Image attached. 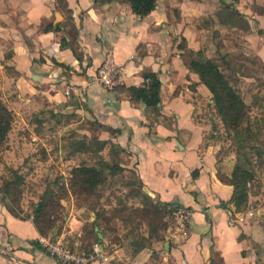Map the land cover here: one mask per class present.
I'll list each match as a JSON object with an SVG mask.
<instances>
[{
	"label": "crops",
	"instance_id": "crops-1",
	"mask_svg": "<svg viewBox=\"0 0 264 264\" xmlns=\"http://www.w3.org/2000/svg\"><path fill=\"white\" fill-rule=\"evenodd\" d=\"M206 3L156 0L154 8L140 16L132 11L129 0H0L4 101L14 103L18 115L41 101L59 107L74 105L75 111L88 113L87 118L96 124L94 137L106 140L104 148H115L113 162L131 175L123 181L129 193L177 203L166 229L150 235L148 223L145 234H139L143 247L137 251L132 250L131 236L126 247L111 244L93 223L94 212L64 213L59 231L71 232L70 243L107 240L110 248H116L112 264H256L251 241L263 238L258 222L262 207L236 211L230 202L233 186L217 176L218 146L204 140L216 121L209 112L211 93L184 59L190 49H201L212 59L205 50L210 41L205 37V23L195 21L210 11ZM108 49L120 76L113 90L94 78ZM151 71L160 81L159 102L148 108L131 87L147 82L144 73ZM68 98L72 100L67 102ZM249 118L250 113L241 126L226 131L235 136L236 158L239 150L246 152L248 138L242 131L251 130ZM254 156L249 154L253 162H262V180L264 151ZM230 157L224 159L228 171L235 163ZM178 206L190 211L183 227L173 218ZM88 234H93V240H88ZM41 236L46 235L38 233L31 217L13 214L0 199V264H69L33 243Z\"/></svg>",
	"mask_w": 264,
	"mask_h": 264
},
{
	"label": "rangeland",
	"instance_id": "rangeland-1",
	"mask_svg": "<svg viewBox=\"0 0 264 264\" xmlns=\"http://www.w3.org/2000/svg\"><path fill=\"white\" fill-rule=\"evenodd\" d=\"M206 2L208 7L205 8L210 11L199 17V20H195L196 23L199 21V25L205 23V37H210V41L206 42L205 46L206 54L220 65L221 70L247 102L250 113L247 125L251 130L242 131L244 138H248L244 142V148L248 157L249 154L260 155L264 151V0H206ZM258 16L260 17L257 18ZM187 53L188 51L185 54ZM3 93L0 89V97ZM1 99L4 101L2 97ZM70 100L72 98H68L67 102ZM4 103L12 112V122L0 152V199L4 194L2 188L4 182L11 181L19 175L21 181L17 184L14 196L7 195L2 200L13 205L19 216L32 217L34 205L45 187L52 184L55 177H61L65 183H68L69 170L72 166L83 162L92 164L96 161L93 153L74 151L72 146V142L78 139L93 142L96 139L94 137L96 124L87 118L90 116L88 113L75 111L74 105L59 107L41 101V104L34 109H30L29 112L25 110L23 114L18 115L14 112V103L5 101ZM212 108L213 105L209 107L210 116L216 121L206 133L204 140L218 146L215 152L218 170L230 173L226 163L224 164V159L226 160L227 155H232L229 161L233 159L234 162L236 161L237 143L234 144L233 134L226 133L220 118ZM256 124L260 126L259 129ZM253 143L259 144L262 151L257 150ZM102 151L103 157L113 162L111 147L103 148ZM259 161L258 159L256 163L252 161L253 178L249 181L248 187L252 202L247 203L246 208L243 209L249 211L262 207L263 211L258 218L262 226L263 238L258 243L251 241L252 251L257 256H255L256 264L257 260L261 263L264 261V190L262 189L264 178L260 179L263 171L262 162ZM130 177L129 173L126 175L123 173V169L115 175H108V180L98 189L101 195L90 197L87 202L71 194L64 196L61 199L63 204L61 213L78 211L81 214V210L84 211L83 214L94 212L88 209V203L94 198L102 206L104 214L112 217L111 223L115 229L108 230V237L116 236L117 244L126 247L129 236L133 238V235L145 234V230L149 227L148 223L152 226L151 222L141 218H136L132 222L124 221L121 213L116 210L126 207L124 213L128 214L130 206L141 204L139 196H133L132 191L129 193L130 188L123 183ZM63 221V218L57 220V226H60L56 228L58 233L64 226ZM87 236L88 240L94 238L93 234ZM111 249L116 250L114 246Z\"/></svg>",
	"mask_w": 264,
	"mask_h": 264
},
{
	"label": "trees",
	"instance_id": "trees-1",
	"mask_svg": "<svg viewBox=\"0 0 264 264\" xmlns=\"http://www.w3.org/2000/svg\"><path fill=\"white\" fill-rule=\"evenodd\" d=\"M129 2L132 11L140 16L148 14L156 4V0H129ZM184 59L188 67L198 74L200 81L210 91L212 105L225 131L241 126L249 114V106L242 99L238 89L227 81L218 65L204 55L201 49H190L185 54ZM144 76L148 78V81L140 86H132L131 91L136 98L141 99L150 108L159 102L160 81L156 73L152 71L144 73ZM11 122L12 112L0 97V152L7 132L11 127ZM106 143V140L98 138L94 139L93 142H87L84 139L72 142L74 151H89L96 157V161L92 164L83 162L72 166L69 170L68 183H65L61 177H55L53 183L45 187L38 202L34 205L31 217L40 235L57 236L56 228H60V226H57V220H62L63 204L61 199L64 196L71 194L87 202L90 197L101 195L98 189L108 180V175L122 172L123 168L120 164L110 162L101 154ZM111 151L114 152L115 148L111 147ZM252 165L253 163L246 152L239 150L230 173H224L217 169L218 178L222 182L233 186L230 202L234 205L236 211L243 210L247 206L249 181L253 178ZM20 181L21 177L19 175L11 181H5L2 186L4 192L2 197L14 196L17 184ZM137 196H139L141 204L130 206L128 214L124 213L125 206V208L116 209L117 212L121 213L120 215L124 221L132 222L136 218H141L146 222H151L152 226L148 230L150 235L157 233L159 229H166L172 223V210L177 206V203H160L146 193L137 194ZM6 206L10 212L18 215L13 205L6 203ZM88 209L94 211L93 223L101 229L104 236L108 237V230L114 231L115 229V226L111 223L112 217L104 214L102 206L94 198L88 203ZM115 237H108L111 244H117ZM142 239L143 237L140 235H133V240L130 242L133 251L143 247ZM33 243L39 244L37 240H33ZM257 264H264V261L261 263L257 260Z\"/></svg>",
	"mask_w": 264,
	"mask_h": 264
},
{
	"label": "built area",
	"instance_id": "built-area-1",
	"mask_svg": "<svg viewBox=\"0 0 264 264\" xmlns=\"http://www.w3.org/2000/svg\"><path fill=\"white\" fill-rule=\"evenodd\" d=\"M94 78L99 85L110 90L119 84V69L111 49L104 52V58L97 67ZM173 218L177 226L183 227L190 219V211L184 206L176 207ZM68 235H71L70 231L68 234L60 232L55 237L41 236L38 243L46 252L69 264H112L115 250L110 248L107 240L95 239L89 245H84L77 240L70 243Z\"/></svg>",
	"mask_w": 264,
	"mask_h": 264
},
{
	"label": "water",
	"instance_id": "water-1",
	"mask_svg": "<svg viewBox=\"0 0 264 264\" xmlns=\"http://www.w3.org/2000/svg\"><path fill=\"white\" fill-rule=\"evenodd\" d=\"M220 202H221L222 207H224L225 206V202L224 201H220ZM98 236H99V238H101V236H102L101 232H98Z\"/></svg>",
	"mask_w": 264,
	"mask_h": 264
}]
</instances>
